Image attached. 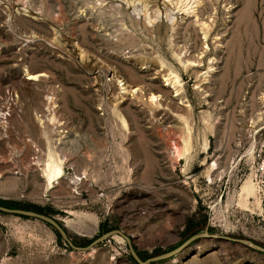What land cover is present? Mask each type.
<instances>
[{"label": "rangeland", "instance_id": "374dc122", "mask_svg": "<svg viewBox=\"0 0 264 264\" xmlns=\"http://www.w3.org/2000/svg\"><path fill=\"white\" fill-rule=\"evenodd\" d=\"M0 85L18 93L0 200L78 246L105 224L155 256L204 228L150 264H264V199L241 195L264 150V0H0ZM55 230L0 212V264H139L122 236L78 251Z\"/></svg>", "mask_w": 264, "mask_h": 264}, {"label": "water", "instance_id": "95a60500", "mask_svg": "<svg viewBox=\"0 0 264 264\" xmlns=\"http://www.w3.org/2000/svg\"><path fill=\"white\" fill-rule=\"evenodd\" d=\"M0 212L6 213V214L19 215V216L34 217V218H38V219H40V220H42L44 222H47L48 224H50L53 228H55L60 233L62 238L65 241H67L69 243V245L73 249H76L78 251H89V250L93 249L95 246L99 245L100 243L111 239L113 236L120 235L124 239H126V241L128 242V244L130 246L131 254H132L133 258L139 264H150V263H153V262H156V261H161V260L167 259V258L173 256L178 251H181L184 247H186L187 245L192 243L194 240H196V239H198V238H200L202 236H205L204 234H196V235L192 236L191 238H189L184 244H182L181 246H179L175 250H172L170 252H166V253H163V254H160V255H156V256L150 257V258H148L146 260H143L140 257L138 250L132 244L131 238L128 235H126L125 233H123L119 229H112L109 232H107L105 234H102L101 236H99L96 239H94L87 246H78L70 238L69 233H68L67 229L65 228V226L54 216H50L48 214L36 212V211H33V210H27V209H22V208H10V207H6V206H2V205H0ZM225 238L230 240V241H234V242L242 243V244H247V241H248L246 239L233 238V237H225ZM255 246L258 249H260L261 251L264 252V247H262L260 245H255Z\"/></svg>", "mask_w": 264, "mask_h": 264}, {"label": "built area", "instance_id": "2783aa9c", "mask_svg": "<svg viewBox=\"0 0 264 264\" xmlns=\"http://www.w3.org/2000/svg\"><path fill=\"white\" fill-rule=\"evenodd\" d=\"M18 93L12 86L0 85V140L8 139L11 123L17 108ZM37 153L40 148L34 146ZM253 179L258 192L264 199V150L258 152L253 163Z\"/></svg>", "mask_w": 264, "mask_h": 264}, {"label": "bare ground", "instance_id": "6f19581e", "mask_svg": "<svg viewBox=\"0 0 264 264\" xmlns=\"http://www.w3.org/2000/svg\"><path fill=\"white\" fill-rule=\"evenodd\" d=\"M191 63L193 65H197L196 62H194V61H191ZM42 75L43 74H40V73H29L28 79H39L40 76H42ZM134 91H136V90H134ZM150 97H151V100H154V101L157 98V96L155 94H153V93L150 95ZM51 99H53V97H51ZM41 116L42 115H40V117ZM49 119H51V120L55 119V116L49 117ZM41 120H44V117H41ZM42 168H43L45 177L47 178V183H48V185L50 187H54V184L57 181L59 182V180L64 175V170H63L62 165L56 162V160L54 159V156H53L51 151L49 152L48 157L45 159V164H44V166ZM257 190H258L257 186H256V184L253 181V178L251 176L248 180H246V182L244 183V185L242 187L241 195L243 197H245L246 203H249V198H251L252 196L256 197ZM258 204H259V207L263 208V205L261 204V201H258ZM247 244L252 245L253 243H251L250 241H247Z\"/></svg>", "mask_w": 264, "mask_h": 264}, {"label": "trees", "instance_id": "16d2710c", "mask_svg": "<svg viewBox=\"0 0 264 264\" xmlns=\"http://www.w3.org/2000/svg\"><path fill=\"white\" fill-rule=\"evenodd\" d=\"M0 205L2 206H6V207H10V208H22V209H27V210H33V211H36V212H40V213H44V214H48L46 213V211L44 210V208H41V207H38V206H25V207H21V205L17 204V203H14V202H10V201H2L0 200ZM50 225V224H49ZM110 230H112V228H109L107 227L105 224H102V234H105L107 232H109ZM204 230V228H199V229H193L190 227L187 228L186 230V236H185V240H188L189 238H191L192 236L202 232ZM57 232V234L62 238V236L60 235V233L55 230ZM92 241H90L89 243H91ZM161 251H157L156 253H158ZM139 255L140 257L143 259V260H146L150 257H153L152 255L150 254H143L141 252H139ZM156 256V255H155ZM132 259L136 262V260L132 257Z\"/></svg>", "mask_w": 264, "mask_h": 264}]
</instances>
